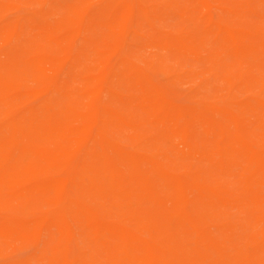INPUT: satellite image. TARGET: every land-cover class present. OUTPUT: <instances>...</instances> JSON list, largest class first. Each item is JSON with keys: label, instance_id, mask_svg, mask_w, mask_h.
<instances>
[{"label": "rangeland", "instance_id": "obj_1", "mask_svg": "<svg viewBox=\"0 0 264 264\" xmlns=\"http://www.w3.org/2000/svg\"><path fill=\"white\" fill-rule=\"evenodd\" d=\"M234 42L245 49L238 58ZM216 105L231 107L243 130L217 138L203 118H173ZM1 142L0 162L28 163L25 178L0 189V264H72L62 248L112 264L108 230L117 228L141 250L162 234L173 240L154 255L173 264H218L216 249L230 243L223 224L251 225L264 242V203L246 200L264 193V0H0ZM138 160L152 179L143 187L165 206L138 201L139 183H114L110 169ZM193 172L212 197L158 177ZM63 209L60 231L49 219ZM238 237L253 256V242Z\"/></svg>", "mask_w": 264, "mask_h": 264}, {"label": "bare ground", "instance_id": "obj_2", "mask_svg": "<svg viewBox=\"0 0 264 264\" xmlns=\"http://www.w3.org/2000/svg\"><path fill=\"white\" fill-rule=\"evenodd\" d=\"M234 43L235 45L233 50L230 51V55L232 57L238 58L241 55H243V53H245V49L236 42ZM39 73L42 75V77L45 78L42 71L39 70ZM258 107L262 108L260 104L258 105ZM173 118L178 120L186 119L187 121L188 119L190 121L194 118H203L205 120L206 129H211L210 132L215 133L214 135L217 138L232 137L243 130L242 121L240 120V118H238V116L234 114V111L231 109V107H224L220 105L202 107L197 109L179 108L176 110V113L173 115ZM141 133L142 131L140 130V134ZM1 145H3L2 142L0 143V146ZM195 151L197 155L206 157L209 160L213 159L214 157L213 152L211 150L196 149ZM226 153H227L226 150L222 152L224 156L226 155ZM257 157L258 160L256 161V163L258 164V168L264 174V152L257 153ZM5 158H3L4 159L3 163H5L6 166H4L2 162H0V189H2V187H4L7 184L8 181L6 180L9 181L12 179L16 180L20 178H25L27 176L25 174L26 171L25 168L27 167L26 164L28 163V161L25 158L23 160L20 159V161H18L19 159H15V158L7 161L5 160ZM125 160L130 161L128 159ZM140 161L141 160L136 161V163L133 164L132 168L128 172H123L116 169L114 170L110 169L109 173L112 176L114 183H126V182L139 183L140 185L137 184L138 186L136 187V192L138 193V195L135 196L138 201L146 202L148 204H153L158 207L165 206L167 200L162 195H160L157 192H153L152 190H147V189L145 190V187H143L144 183H146V181L148 182V180H150V182L152 183V179L150 175L149 177L148 176L146 177L144 175H140L137 172L138 163ZM158 177L160 180L163 181V183H166L168 187L172 183L173 184L185 183L199 189L200 194L203 197H212L214 194L210 189L205 188L201 185V183L204 182L202 181L201 177H199L198 174L195 172L187 175L185 179H173L167 176H158ZM60 183L64 184L65 182H60ZM55 189L57 190L58 186L55 187ZM113 198L116 201H119V198H121V196L119 193L115 192ZM172 199H173L172 200L173 205L175 206H182L185 202V197H183L181 194L178 193L173 195ZM217 199L219 201L222 200L221 197L219 198L217 197ZM246 200L250 202L257 201L258 203H264V193H261L259 195H250L249 197L246 198ZM74 201H75L74 198L69 197V195H67L64 196L62 203L63 206L69 207V205ZM178 210L179 212L177 216L179 217V219L189 222L190 219L192 218L191 214L186 212L182 208H178ZM74 212L78 219L82 217V213L80 211L75 210ZM66 217H67V212H65L63 209L59 213V215L51 217L49 220L54 226L59 228L60 231H63L69 228V226L65 224ZM139 225H142V223H139ZM222 229H223L222 230L223 234L230 237V243L222 247L219 246L218 249H216L217 253L215 260H217L218 264H247V263L264 264V242H258L256 237L252 235L251 231L253 230L251 228V225L242 226V228L239 229V228H235L233 225L223 224ZM108 232L112 240L108 252L112 264H173L174 263V260L170 259L168 255L162 254L160 258L154 257L156 253L155 251H159V250L161 251L162 249L164 250L174 249V241L166 239L163 234L157 237V240L155 242L156 245L154 246L153 248L154 251H153L148 246L141 250L139 249V245H135V246L131 245L129 243L130 239L126 235L127 234L126 231H123L122 229L117 228L114 230H108ZM238 234L241 235L248 242H253V244L256 246L257 249L253 256L247 254L245 250L240 246V242L238 241L239 238ZM207 241L211 247L215 248L214 247L215 241L212 239V237L211 238L208 237ZM104 242H105L104 240H100V239L97 240L98 245H103ZM61 253L65 256L64 258L69 262H71L72 264L88 263L87 258L81 256L80 254H76V252L73 250L62 248ZM197 257H198L197 258L198 261L200 262H204V263L209 262V259L206 258L204 255L198 254Z\"/></svg>", "mask_w": 264, "mask_h": 264}]
</instances>
